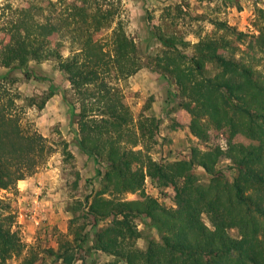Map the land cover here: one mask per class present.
Instances as JSON below:
<instances>
[{
  "label": "trees",
  "instance_id": "obj_1",
  "mask_svg": "<svg viewBox=\"0 0 264 264\" xmlns=\"http://www.w3.org/2000/svg\"><path fill=\"white\" fill-rule=\"evenodd\" d=\"M119 7V0H33L4 23L8 42L0 69L8 71L0 74V189L30 176L54 151L46 138L21 127L16 106L21 97L10 74L19 70L25 79L39 80L37 66L52 62L69 86L66 104L76 145L96 166L88 181L99 188L69 207L71 239L43 252L61 264L76 260V250L112 258L105 264H264V74L242 53L235 55L234 43L246 34L219 20L210 21L217 34L200 35L198 26L179 30L175 7L173 19L165 20L167 12L154 27L160 49L148 57L116 20ZM184 32L196 41L185 40ZM52 36L50 45L46 39ZM151 66L175 88L180 102L191 105L190 135L206 142L209 129L222 131L225 149H197L193 157L166 162L152 159L158 120L141 114L135 120L120 87ZM236 136L246 142H235ZM62 153L70 156L65 144ZM146 179L157 188L174 187V207L145 194ZM125 194L137 198L126 200ZM137 218L154 231L143 249L134 245L141 237ZM10 226L0 217V264L24 250ZM230 229L238 237L230 236ZM89 237L91 246L84 249ZM38 255L31 248L20 264H38Z\"/></svg>",
  "mask_w": 264,
  "mask_h": 264
},
{
  "label": "rangeland",
  "instance_id": "obj_2",
  "mask_svg": "<svg viewBox=\"0 0 264 264\" xmlns=\"http://www.w3.org/2000/svg\"><path fill=\"white\" fill-rule=\"evenodd\" d=\"M31 1L33 0H0V52L8 42L4 23L20 15ZM119 1L116 20L121 23L129 41L137 45L143 55L152 57L158 52L160 44L153 36L154 27L167 12L170 14L164 17L165 20L173 19V9L178 7L181 10L176 11L179 14V30L196 29L198 26L200 35L217 34L219 32L210 21L219 20L246 34L241 38V43H234L235 55L237 57L242 53L243 57L251 60L257 71L264 74V0ZM195 15L201 17L196 19ZM184 38L190 42L196 41L190 32H184ZM46 42L53 45L55 36L47 38ZM62 53L66 55L67 51L63 50ZM7 71L0 69V74ZM10 74L16 79L12 89L21 97L16 101L21 127L46 138L54 151L30 176L17 181L14 187L0 189V217L8 218L11 222L10 229L17 233L24 245L19 257L12 256L3 264H20L23 255L31 248L39 253L38 264H61V260L55 261L43 251H56L59 241L71 239L67 229L72 214L68 209L75 201H83L87 194L99 188L96 182L88 181L95 175L96 166L76 145L75 125L71 124L66 104L70 94L64 74L52 62L37 66L34 75L40 77L39 80L25 79L19 70H12ZM120 87L123 101L135 120L140 114L158 120L156 143L149 151L153 160L166 162L187 159L194 156V150L207 147L219 146L225 149L226 139L222 131L209 129L206 142L198 141L190 135L188 124L191 105L179 101L175 88L160 76L157 67L140 69L122 81ZM43 99V106L38 108L36 105ZM234 141L246 142L241 136H236ZM63 144L70 156L63 155ZM196 173L202 182L207 181L208 177L201 171L197 170ZM143 192L156 198L166 208L174 207L175 188L172 186L157 188L146 179ZM122 197L133 200L137 198V194H125ZM202 218L207 224L206 218ZM135 222L137 230L141 231V237L134 245L143 249L146 235L152 236L154 231L146 229L143 218H137ZM103 225L105 221L98 223V227ZM228 233L232 237H238L236 229H230ZM91 243L89 237L84 249L89 248ZM74 253L76 260L71 264H81L80 259H84L86 264H105L112 260L93 250L85 255L77 250Z\"/></svg>",
  "mask_w": 264,
  "mask_h": 264
},
{
  "label": "built area",
  "instance_id": "obj_3",
  "mask_svg": "<svg viewBox=\"0 0 264 264\" xmlns=\"http://www.w3.org/2000/svg\"><path fill=\"white\" fill-rule=\"evenodd\" d=\"M224 147H226V144H225V146ZM221 149H222V147H221Z\"/></svg>",
  "mask_w": 264,
  "mask_h": 264
},
{
  "label": "crops",
  "instance_id": "obj_4",
  "mask_svg": "<svg viewBox=\"0 0 264 264\" xmlns=\"http://www.w3.org/2000/svg\"><path fill=\"white\" fill-rule=\"evenodd\" d=\"M185 129L187 130V128L185 127Z\"/></svg>",
  "mask_w": 264,
  "mask_h": 264
}]
</instances>
